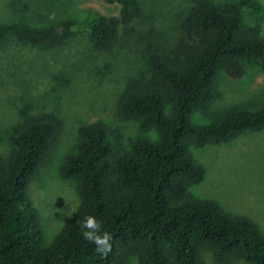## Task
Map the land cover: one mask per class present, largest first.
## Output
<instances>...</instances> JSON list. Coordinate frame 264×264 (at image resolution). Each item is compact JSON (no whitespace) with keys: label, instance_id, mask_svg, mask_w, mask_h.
I'll return each instance as SVG.
<instances>
[{"label":"trees","instance_id":"16d2710c","mask_svg":"<svg viewBox=\"0 0 264 264\" xmlns=\"http://www.w3.org/2000/svg\"><path fill=\"white\" fill-rule=\"evenodd\" d=\"M119 5L91 25V46L105 50L141 14L138 0H102ZM174 63L149 56L151 83L136 81L121 94V119L134 118L141 132L153 129V140L138 137L126 152L114 154L105 126L94 121L77 130L76 151L59 167V177L73 181L79 198L70 222L45 242L39 211L27 184L41 167L54 124L30 116L15 126L9 156L0 161V264H198L199 251L209 247L222 263L233 256L247 264H264V234L245 215L233 216L214 201L192 199L188 188L204 178L188 147L225 143L245 129L264 125V107L227 109L216 120L193 124L189 115L210 104L220 72L239 76L243 60L254 59L264 72V37L248 27L233 6L190 7L179 21ZM69 25H0V41L14 36L28 44L65 37ZM111 234V251L100 255L82 233L87 216Z\"/></svg>","mask_w":264,"mask_h":264},{"label":"rangeland","instance_id":"374dc122","mask_svg":"<svg viewBox=\"0 0 264 264\" xmlns=\"http://www.w3.org/2000/svg\"><path fill=\"white\" fill-rule=\"evenodd\" d=\"M140 16L105 50L92 48L91 25L100 15L116 14L119 5L102 0H0V25L24 22L32 26L69 25L58 40L28 44L14 36L0 41V161L12 151L8 136L14 127L32 116L52 120L46 157L27 184V194L39 211L45 242L66 226L73 214H65L79 202L73 181L59 177V167L76 151L81 125L101 122L114 146L113 156L130 149L133 140L156 138L150 129L141 132L134 118L117 113L121 94L136 81L151 83L148 60L159 54L177 62L180 19L190 7L233 6L244 23L264 37V0H138ZM243 73L220 72L216 95L210 104L189 115L193 124L216 120L227 109L264 107V72L254 59L243 60ZM194 162L204 168V178L188 188L192 199L214 201L233 216L252 219L264 234V125L245 129L225 143L190 145ZM63 209L62 212L58 211ZM136 255L126 264H137ZM198 264H247L233 256L222 263L209 247L199 251Z\"/></svg>","mask_w":264,"mask_h":264},{"label":"clouds","instance_id":"9594fccd","mask_svg":"<svg viewBox=\"0 0 264 264\" xmlns=\"http://www.w3.org/2000/svg\"><path fill=\"white\" fill-rule=\"evenodd\" d=\"M78 203L77 201L76 204H73L65 214L75 213L78 208ZM58 211L62 212L63 209H59ZM83 228L85 229L82 233L83 238L95 245V251L98 254L103 256L111 251L112 236L107 231H101V224L94 216L89 215L86 217L83 222Z\"/></svg>","mask_w":264,"mask_h":264}]
</instances>
